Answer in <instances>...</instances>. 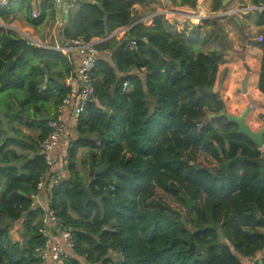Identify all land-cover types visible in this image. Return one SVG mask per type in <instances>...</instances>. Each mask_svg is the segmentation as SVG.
I'll use <instances>...</instances> for the list:
<instances>
[{"label":"trees","instance_id":"1","mask_svg":"<svg viewBox=\"0 0 264 264\" xmlns=\"http://www.w3.org/2000/svg\"><path fill=\"white\" fill-rule=\"evenodd\" d=\"M197 1L184 3L195 8ZM146 3L79 0L67 10L59 32L63 46L127 31L96 44L111 57L99 55L91 70L94 98L76 121L66 175L51 185L48 211L35 198L42 180L59 172L42 151L49 121L36 119L44 112L51 119L58 115L75 64L61 50L36 46L7 75L6 65L23 45L13 30L0 28V264H47L38 249L45 245L41 229L49 212L74 233L65 264H242V258L264 264V158L246 153L257 146L237 124L224 116L212 118L217 126L210 122L225 102L202 93L216 90L229 74L223 72L224 54L198 51V43L209 39L199 25L190 33L178 31L157 15L151 24L132 26ZM64 8L52 0H38L37 6L10 0L0 4V19L18 20L54 43ZM257 86L264 94V59ZM228 144L245 155L229 154ZM191 148L199 151L195 160L186 155ZM202 157L213 160L209 165ZM78 163L88 166V176ZM87 189L94 201H88ZM17 221L22 241L11 234Z\"/></svg>","mask_w":264,"mask_h":264},{"label":"rangeland","instance_id":"2","mask_svg":"<svg viewBox=\"0 0 264 264\" xmlns=\"http://www.w3.org/2000/svg\"><path fill=\"white\" fill-rule=\"evenodd\" d=\"M145 1H147L146 5L141 6L142 14L140 16L142 17H139V19L144 20V23L151 24L153 22V17L159 15L163 17L164 21H167L169 25H174L178 31H185L187 33H190L194 25H199L200 33H202L201 35L203 36L202 38H204L203 34L207 33V36L205 37L209 38L210 40L208 39V42L206 44L198 43V51L210 53L214 50H218L220 51V53L224 54L221 59H229V63H231L229 71L232 72L233 77H227L229 88L227 91L223 92L224 95L229 98L227 99L229 114L236 116L242 115V111L244 110L243 103L246 102L245 100H243L242 102L239 101L240 99L242 100V98L241 94L237 91V88H239L238 80H242L246 73V70L243 67L242 58L240 56L245 58L246 55V63L255 71L254 75L252 76L251 91L253 95L256 96L255 99L258 100L256 101V103H261L262 105H264V96H261L256 86L257 73H260L262 59H264V45L262 44L264 38V3L255 5L253 4L252 0H198L196 3V7L191 8L188 4L184 3V0H171V3H166L164 0H154L152 4H148L149 0ZM200 2L206 9L202 8V10L198 11ZM235 18L239 20L241 25H238ZM195 20L199 22H196ZM126 29L127 28H119L117 29V31H113L110 34L115 33L114 35L118 34L122 36L125 33ZM26 32L28 33L27 30L23 29V31H21L19 35H25L27 34ZM210 33L214 34H212L210 37L208 35ZM102 38L103 37L93 39L91 43L98 44V42L101 41ZM39 45H41V43H39ZM54 46L56 45L54 44ZM65 46L66 45H61L63 49L66 48ZM65 51L63 50L64 53ZM224 62L222 63V65L224 64ZM226 70L227 68H225L223 72H225ZM229 78H233L235 81L232 80L231 82H229ZM235 88L237 92H235ZM3 95H1V97ZM257 108L259 109H256L254 112L250 113L251 115L247 120L248 126L256 132L261 130L264 124V121L262 119V117L264 116V106L257 105ZM212 118L215 117H211L209 119ZM210 122L214 126H217L219 123L217 119H212ZM23 130L26 133H29L27 129L24 128ZM226 146L228 148L229 154L237 152L238 154H241L243 156L245 155L242 148L237 151L235 147L230 144ZM244 150L246 151V153L252 152L256 155L260 154L259 156L261 158H264V145L256 149L254 148L251 151L248 148ZM198 152L199 151L197 148H191L186 155L192 160H195ZM81 155L82 151L79 155V162L81 159ZM230 157L232 158L234 156ZM206 159L202 157L203 161H207H204L203 163H207L210 165L209 161L211 162V160L213 159L209 157ZM78 168L85 176L89 175L88 166H84L78 163ZM215 170L216 169H213V171ZM20 229L21 222L17 221L11 229V234L14 240L22 241L20 232H18ZM259 231L264 233V228H260ZM55 232L57 231L55 230ZM115 258L116 253H112V259ZM252 262L253 259L251 258H242V264H252ZM46 263L55 264V262Z\"/></svg>","mask_w":264,"mask_h":264},{"label":"built area","instance_id":"3","mask_svg":"<svg viewBox=\"0 0 264 264\" xmlns=\"http://www.w3.org/2000/svg\"><path fill=\"white\" fill-rule=\"evenodd\" d=\"M9 1L10 0H0V4L8 5ZM52 1L56 5L69 8L75 5L79 0ZM38 15V11L33 12L34 17ZM132 44L135 45V42H132ZM66 47L77 50L82 60L76 70L75 76L70 77L67 81L70 87V93L59 105L58 115L49 121L50 133L42 143V151L45 153L47 163L50 164L51 167L55 166L59 160L54 155V150L59 146L66 132V125L62 113L68 106L73 105L74 115L77 121L81 113L84 112L85 106L93 100L95 93L91 70L95 67L97 59L99 58V50L96 47V43H86L82 40H75L73 43L67 44ZM61 51H63V48ZM126 85L125 83V86ZM61 179L62 175L59 174L57 177H53L51 183L58 185L61 183ZM39 186H42V183ZM55 230L57 232H55ZM41 232L45 238V245L38 249L42 258L48 263L55 262V264H65L66 257L71 255L72 248L74 247V233L72 229L67 227L64 222L52 212H49L44 218V226Z\"/></svg>","mask_w":264,"mask_h":264},{"label":"crops","instance_id":"4","mask_svg":"<svg viewBox=\"0 0 264 264\" xmlns=\"http://www.w3.org/2000/svg\"><path fill=\"white\" fill-rule=\"evenodd\" d=\"M33 4L35 6H37L38 4V0H32ZM77 4V3H76ZM73 5L69 8H64L63 10V15H59L58 17V23H57V28L55 31V36H54V43H50L48 42H43L41 40V38L38 35H33L32 33H30L28 31L27 34H25L27 37H29L32 41H34L36 43V46H43V47H47V48H52V49H58V50H62L61 48V44L59 42V32L61 31L62 27L65 25V23L67 22V10L68 9H72L74 7H76L77 5ZM36 11V10H35ZM65 13V14H64ZM13 22V23H12ZM12 22H5L2 19H0V28H4V29H11L14 31V33L19 36V33L21 31H23V28L20 24V22L18 20H14ZM10 23V24H8ZM12 23V24H11ZM62 23V24H61ZM126 28V27H124ZM25 30V29H24ZM117 31V30H115ZM114 31V32H115ZM127 29L125 30L126 33ZM124 33V34H125ZM110 34L108 36H105L102 38L101 41H99L98 43H102V42H106L109 39H113V38H121L122 36H124V34L121 35H114ZM120 36V37H118ZM94 39H98V38H94ZM38 43V44H37ZM39 43H41V45H39ZM54 44L56 46H54ZM97 44V43H96ZM66 47V46H65ZM67 48V47H66ZM64 48L63 50L65 51V54L69 55L72 58L73 63L75 64V71L78 69L80 63H81V55L77 52L72 50V48ZM69 52V53H68ZM99 55H106L108 58L111 57V53L110 51L107 52H101L99 51ZM224 65H228L226 72H229L230 70V65L231 63H229L228 61L224 62ZM225 69V68H224ZM259 72V71H258ZM223 84H227V86L229 87V84L227 83V76L223 77ZM232 80H234L233 78H229V82H231ZM48 113H54V109L53 108H49L48 109ZM47 114V113H46ZM48 115V114H47ZM49 116V115H48ZM63 119L65 121V125H66V132L64 133V136L59 144V146L54 150V155L57 157L58 162L56 163L55 166L52 167V171L53 172H59L60 175H66V170H65V161H66V153H67V148L69 146V143L71 142L72 139H75L77 136V132H76V119H75V115H74V108L73 105H70L67 107V109L62 113ZM50 117V116H49ZM83 150V149H82ZM62 169V171H61ZM62 173V174H61ZM54 176L47 175L43 180H42V186H39L40 188V192L39 195L35 198L36 202L41 205L46 211L49 210V198H48V193L51 190V185L52 183H48L51 182L53 180ZM49 185H48V184ZM45 218V217H44ZM116 253V252H113ZM117 254V253H116ZM116 259V258H115ZM115 259H113V261H115Z\"/></svg>","mask_w":264,"mask_h":264},{"label":"water","instance_id":"5","mask_svg":"<svg viewBox=\"0 0 264 264\" xmlns=\"http://www.w3.org/2000/svg\"><path fill=\"white\" fill-rule=\"evenodd\" d=\"M164 1L166 3H171V0H164ZM235 20L237 21L238 25H241V23L239 22V20L237 18H235ZM142 21L143 20H137L136 22L132 23V26L139 23V22H142ZM13 38L15 40H18L20 43H22L23 50L17 56V58L13 59L11 62H9L6 65L5 73L7 75L9 74L10 68L14 64H16L19 59H21L29 50H32L36 47V43L24 34L19 35V36L14 34ZM242 61H243V65L246 67L247 71H250L251 68L246 63L245 58H242ZM247 77L248 76H246V78ZM243 87H244V91H245V89H246L245 83H244ZM202 93H213V94L219 95V92H211L210 90H202ZM224 115H226V117L229 121L237 124L239 133H242V134L246 135L247 137H249L250 139H252L255 142V144L258 145L259 147L263 145L262 132L256 133L247 126V124L245 123V112L240 116H235L232 114H228L227 112L222 110L217 115L210 114L209 116L215 117V116H224ZM50 119L51 118L44 112V113H42V115L39 118L36 119V121H50ZM91 175H92V173H91ZM87 191L89 193L88 201H94V197H93L92 193L90 192V190L87 189Z\"/></svg>","mask_w":264,"mask_h":264},{"label":"flooded vegetation","instance_id":"6","mask_svg":"<svg viewBox=\"0 0 264 264\" xmlns=\"http://www.w3.org/2000/svg\"><path fill=\"white\" fill-rule=\"evenodd\" d=\"M264 23V22H263ZM263 40H264V38H263ZM246 54V53H245ZM244 55V54H243ZM241 58H244V57H242V56H240ZM245 58H246V55H245ZM246 60V59H245ZM243 67L245 68V70H246V73H245V75H244V77L242 78V80H238V83H239V88H237V91H238V93H240L241 94V98H242V100L240 99H238L240 102H242L243 100H245L246 102L245 103H243L244 104V110L242 111V113H244L245 112V123L247 124V120H248V118H249V116L251 115L250 113H252V112H254L256 109H259V108H257V105H261V106H264V105H262L261 103L260 104H258V103H256V101H258L257 99H255L256 98V96H254L253 95V93H252V87H251V83H252V76L254 75V73H255V71L251 68L250 69V71H247V69H246V67L243 65ZM233 77V75H232V72H230L228 75H227V77ZM246 76H248L247 78H246ZM258 78H259V73H257V80H256V86H257V82H258ZM235 81V80H234ZM237 83V84H238ZM244 83H245V87H246V89H245V91H244V87H243V85H244ZM228 86H226V87H224L223 86V83L222 84H220L219 85V87L216 89V90H214L213 92H219V95H217V94H215L219 99H221V100H223L224 102H225V108L223 109V111H225V112H227L228 113V107H227V99H229L228 97H226L225 95H224V91H227L228 90ZM257 89H258V91H259V93L261 94V96H264V94H263V92L259 89V87L257 86ZM236 91V88H235V92H237ZM251 96V97H250ZM233 98H235V97H233ZM262 108V107H261ZM229 114V113H228ZM236 116V115H235ZM224 117H226V115H224ZM227 118V117H226ZM262 119H263V121H264V116L262 117ZM264 123V122H263ZM247 126H248V124H247ZM249 127V126H248ZM250 128V127H249ZM251 129V128H250ZM252 130V129H251ZM254 131V130H253ZM254 132H256V131H254ZM259 132H262V141H263V145H264V124H263V127L261 128V130H259L258 132H256V133H259ZM249 138V137H248ZM252 140V139H251ZM253 141V140H252ZM254 142V141H253ZM255 143V142H254ZM262 145V146H263ZM257 146V148L259 147L258 145H256Z\"/></svg>","mask_w":264,"mask_h":264},{"label":"clouds","instance_id":"7","mask_svg":"<svg viewBox=\"0 0 264 264\" xmlns=\"http://www.w3.org/2000/svg\"><path fill=\"white\" fill-rule=\"evenodd\" d=\"M139 20H142V19H139ZM142 22H144V20H143ZM50 120H51V119H50Z\"/></svg>","mask_w":264,"mask_h":264}]
</instances>
